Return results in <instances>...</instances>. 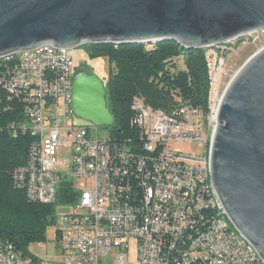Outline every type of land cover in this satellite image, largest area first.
<instances>
[{
    "label": "built area",
    "instance_id": "built-area-1",
    "mask_svg": "<svg viewBox=\"0 0 264 264\" xmlns=\"http://www.w3.org/2000/svg\"><path fill=\"white\" fill-rule=\"evenodd\" d=\"M263 40L258 29L205 47L208 113L190 103L155 110L135 98L139 151L110 132L101 136L103 127L75 121L69 49L41 45L0 57V85L22 106V119L9 128L34 138L27 165L14 173L16 185L47 204L57 201L63 181L80 192L73 212L57 217L59 264H264L218 197L210 153L228 61ZM182 142H202L204 153L172 149ZM0 264L42 263L0 241Z\"/></svg>",
    "mask_w": 264,
    "mask_h": 264
},
{
    "label": "water",
    "instance_id": "water-1",
    "mask_svg": "<svg viewBox=\"0 0 264 264\" xmlns=\"http://www.w3.org/2000/svg\"><path fill=\"white\" fill-rule=\"evenodd\" d=\"M264 29V0H0V57L53 45L157 44L205 48ZM74 116L112 128L106 83L81 69ZM211 177L234 227L264 263V48L226 88L210 142Z\"/></svg>",
    "mask_w": 264,
    "mask_h": 264
},
{
    "label": "trees",
    "instance_id": "trees-1",
    "mask_svg": "<svg viewBox=\"0 0 264 264\" xmlns=\"http://www.w3.org/2000/svg\"><path fill=\"white\" fill-rule=\"evenodd\" d=\"M83 46L92 58L104 57L110 63L107 100L116 123L108 129L113 141L127 143L130 150L142 148L141 129L133 109L137 97L155 110L169 112L182 103H190L209 112L210 73L206 48L187 49L176 40L148 45ZM179 57L183 58L186 69L175 64ZM21 119V104L9 100L0 85V241L11 243L28 256L29 245L46 243L48 229L57 225V205L77 203L80 192L63 181L57 201L47 204L31 200L26 188L16 185L14 173L27 165L34 140L30 133L14 135L10 130L8 124ZM58 239L56 228L57 242Z\"/></svg>",
    "mask_w": 264,
    "mask_h": 264
},
{
    "label": "rangeland",
    "instance_id": "rangeland-1",
    "mask_svg": "<svg viewBox=\"0 0 264 264\" xmlns=\"http://www.w3.org/2000/svg\"><path fill=\"white\" fill-rule=\"evenodd\" d=\"M264 47V40L257 45H249L239 50L228 61L227 74L223 78L222 85L220 86V93H222L229 85L230 81L237 74V72L243 67V65L259 50ZM75 63V71L80 67H87L92 72L97 74L105 83H107L109 76L110 63L107 58L96 57L92 58L84 46H80L70 50ZM179 68L182 67L180 60H176L175 63ZM76 122H81L80 119L75 118ZM109 134L108 128H102L100 135L106 136ZM172 149L181 151L188 154L201 155L204 153L205 145L202 142H182L172 144ZM73 212L72 204H59L57 205L56 215L61 217ZM137 250L136 242H133L131 255L134 257ZM28 256L38 260V263L42 264H59L61 262L58 243L56 241V226L50 227L47 233L46 243H33L29 245ZM135 258L131 261L134 262Z\"/></svg>",
    "mask_w": 264,
    "mask_h": 264
},
{
    "label": "flooded vegetation",
    "instance_id": "flooded-vegetation-1",
    "mask_svg": "<svg viewBox=\"0 0 264 264\" xmlns=\"http://www.w3.org/2000/svg\"><path fill=\"white\" fill-rule=\"evenodd\" d=\"M82 69H85V70H87V71H90L89 69H87V67H82Z\"/></svg>",
    "mask_w": 264,
    "mask_h": 264
}]
</instances>
